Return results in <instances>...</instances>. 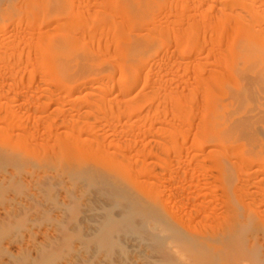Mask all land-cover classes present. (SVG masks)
Masks as SVG:
<instances>
[{
  "label": "rangeland",
  "instance_id": "rangeland-1",
  "mask_svg": "<svg viewBox=\"0 0 264 264\" xmlns=\"http://www.w3.org/2000/svg\"><path fill=\"white\" fill-rule=\"evenodd\" d=\"M244 29L264 0H0V264H264Z\"/></svg>",
  "mask_w": 264,
  "mask_h": 264
},
{
  "label": "bare ground",
  "instance_id": "bare-ground-1",
  "mask_svg": "<svg viewBox=\"0 0 264 264\" xmlns=\"http://www.w3.org/2000/svg\"><path fill=\"white\" fill-rule=\"evenodd\" d=\"M49 2H50V0H49ZM252 29V28H251ZM244 31H245V33H244V37H242V39H243V43H242V45L241 46H239V48L237 49V50H239L240 51V53L242 54V56H244L243 58H247V64L245 63V61H243L244 62V64H245V66H244V68H242V70L241 71H238V70H240V69H238L237 71L238 72H241L240 73V75H244V74H247L248 72H250V70H253L252 72L253 73H257L258 75H260V77H262L263 79H264V43L262 42V38H260V35L258 34V31L257 30H252V32H250L251 30H248V31H246L245 29H244ZM54 42H52V45L48 42V44H50L53 48L52 49H59L60 47H61V45H62V43H59L58 42V44H57V47H56V44H53ZM55 43H57V42H55ZM65 43V42H64ZM63 43V44H64ZM66 44V43H65ZM64 44V45H65ZM239 44V43H238ZM63 45V46H64ZM66 46V45H65ZM61 47V48H64V49H66V47H68V45L66 46V47ZM48 47H49V45H48ZM59 47V48H58ZM49 49V48H48ZM52 49H49L50 51L52 50ZM60 50V49H59ZM55 51V50H54ZM53 51H51V54H53L52 53ZM56 53V52H55ZM63 53V52H62ZM238 53V52H237ZM239 54V53H238ZM240 55V54H239ZM55 56V55H54ZM242 59V58H241ZM56 60V59H55ZM243 60V59H242ZM54 61V60H53ZM234 61V60H233ZM238 63V65H239V62H237ZM243 64V65H244ZM236 66V65H235ZM238 67V66H237ZM236 70V69H235ZM236 82V81H235ZM237 84V83H236ZM235 84V85H236ZM238 85H239V82H238ZM237 86V85H236ZM238 88V87H237ZM124 90V89H123ZM238 92V91H237ZM126 118V120H127V118L128 117H125ZM123 119L124 118H122V121H123ZM125 120V121H126ZM129 120V119H128ZM127 120V121H128ZM131 120V119H130ZM130 120H129V122H125L124 121V123L123 124H125V125H128V123H130ZM122 121H120L121 123H122ZM120 123V124H121ZM119 127H121V129L123 130V128H124V126H119ZM126 128V127H125ZM124 128V129H125ZM104 164H102L101 163V166H103ZM106 165V164H105ZM105 165H104V167H105ZM106 169H107V165H106V167H105ZM106 169H104V170H106ZM129 182V181H128ZM129 183H131V182H129ZM132 184V183H131ZM150 194V193H149ZM146 194L148 197H146V198H149L150 200L152 199L153 200V198H151L152 196V194ZM143 195H145V194H143ZM144 197V196H143ZM145 198V197H144ZM147 200V199H146ZM155 202V201H154ZM156 203V202H155Z\"/></svg>",
  "mask_w": 264,
  "mask_h": 264
}]
</instances>
